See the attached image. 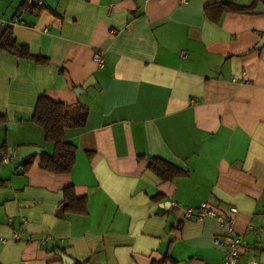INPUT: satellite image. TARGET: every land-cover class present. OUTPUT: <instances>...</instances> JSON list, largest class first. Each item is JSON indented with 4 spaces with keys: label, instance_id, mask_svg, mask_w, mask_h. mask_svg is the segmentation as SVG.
Segmentation results:
<instances>
[{
    "label": "crops",
    "instance_id": "obj_1",
    "mask_svg": "<svg viewBox=\"0 0 264 264\" xmlns=\"http://www.w3.org/2000/svg\"><path fill=\"white\" fill-rule=\"evenodd\" d=\"M254 1L0 0V31L41 58L0 54V264H221L217 220L184 214L201 201L236 207L239 258L264 264V14L206 10ZM41 95L87 111L65 130L69 173L39 166ZM151 158L181 171L162 180Z\"/></svg>",
    "mask_w": 264,
    "mask_h": 264
},
{
    "label": "trees",
    "instance_id": "obj_2",
    "mask_svg": "<svg viewBox=\"0 0 264 264\" xmlns=\"http://www.w3.org/2000/svg\"><path fill=\"white\" fill-rule=\"evenodd\" d=\"M255 4L256 1L249 6L218 2L208 5L206 10L208 12L215 10L217 14L216 18L218 19L219 15L224 12L247 13L255 7ZM29 6L37 7L38 5L29 4ZM3 52L22 57H33L36 61L41 60L37 56H32L25 45H20L16 42L8 26H5L0 31V54ZM69 107L62 102L53 101L45 95H41L38 97L30 117V121L43 130L46 143L53 145V152L51 154L41 153L39 161L40 168L50 172L69 173L75 164L76 148L66 140L65 130L68 127L83 126L86 122L87 111L79 107V115L73 117L70 114ZM5 123L6 117L0 113V125H4ZM35 157L36 154L29 155L21 164L22 169L27 170ZM149 166L162 180H170L181 171L177 165L157 158H151ZM4 184L5 180L0 179V187L4 186ZM65 196L66 204H64V208L72 206V208L80 213L85 212L86 202L84 198L74 197L70 188L66 189ZM77 264H86V262H77ZM152 264L161 263L153 262Z\"/></svg>",
    "mask_w": 264,
    "mask_h": 264
},
{
    "label": "built area",
    "instance_id": "obj_3",
    "mask_svg": "<svg viewBox=\"0 0 264 264\" xmlns=\"http://www.w3.org/2000/svg\"><path fill=\"white\" fill-rule=\"evenodd\" d=\"M27 4L41 5L44 0H24ZM94 60L99 66L103 63V58L100 52L93 54ZM13 149H5L0 153V163H8L12 159ZM237 208L229 206L224 208L221 206H210L207 201H201L197 207H187L185 209V216L191 217L196 215L199 218L205 216H212L217 220L219 228L224 233L223 235L228 238L227 241H221L219 238L216 242H220L224 247L222 263L221 264H262L254 256H250L246 261H241L239 256L242 249V235L234 230L235 213ZM17 237L18 233H14ZM46 239H42L41 243H44Z\"/></svg>",
    "mask_w": 264,
    "mask_h": 264
},
{
    "label": "water",
    "instance_id": "obj_4",
    "mask_svg": "<svg viewBox=\"0 0 264 264\" xmlns=\"http://www.w3.org/2000/svg\"><path fill=\"white\" fill-rule=\"evenodd\" d=\"M250 12L254 14H264V4L261 1L257 2L256 7ZM263 44H264V36L261 38L256 49L260 48ZM10 124L11 123H8L7 126H10ZM60 258L62 259L64 264H75V262L66 255L60 254Z\"/></svg>",
    "mask_w": 264,
    "mask_h": 264
}]
</instances>
